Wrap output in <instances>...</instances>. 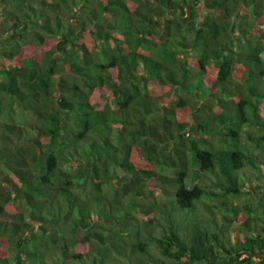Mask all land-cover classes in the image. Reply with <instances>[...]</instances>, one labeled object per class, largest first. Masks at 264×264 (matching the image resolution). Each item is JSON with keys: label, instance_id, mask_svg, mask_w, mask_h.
<instances>
[{"label": "trees", "instance_id": "16d2710c", "mask_svg": "<svg viewBox=\"0 0 264 264\" xmlns=\"http://www.w3.org/2000/svg\"><path fill=\"white\" fill-rule=\"evenodd\" d=\"M261 23L264 0H0V264H126L112 225L144 198L164 264H264Z\"/></svg>", "mask_w": 264, "mask_h": 264}, {"label": "rangeland", "instance_id": "374dc122", "mask_svg": "<svg viewBox=\"0 0 264 264\" xmlns=\"http://www.w3.org/2000/svg\"><path fill=\"white\" fill-rule=\"evenodd\" d=\"M260 26H264V24L261 23ZM4 104H5V102H4ZM6 112H9V111H6ZM6 117L8 119H12V120H22L24 116H21V115L19 116L17 113H14L13 115L12 114L9 115L8 113H6ZM33 130L34 129H30L31 132ZM205 146L206 147L208 146L210 148L211 143L206 141V145ZM187 166H188L189 178H190L193 175L194 168L191 167L190 164H187ZM259 168L260 169H263V166H260ZM171 170L172 169L169 168V167L164 168V171L166 173H168V174H170ZM208 170H210V169H207L205 171H208ZM238 170L239 171H243V172H247V171L243 170L241 167L238 168L236 170V172H238ZM260 171L264 172V170H260ZM259 173L260 172H259V169L258 168H255V169H252L251 170L252 185H254V186L256 184H258L256 177H257V175ZM206 183H209V182L206 181ZM186 184L189 185L188 177L186 178ZM212 188L213 187H207V188H205L206 191L204 190L203 196L200 197V199H202V200L205 199L208 203H206V205L204 204L203 206H201V209H199L201 211V213H207L210 216H213V211H214L213 203H211L212 200L210 199L211 198V196H210L211 195V192L210 191L212 190ZM156 195H157V199L161 203H164L165 201H168L171 198V195L170 196L169 195L164 196V194H162L161 191L157 192ZM131 196L132 195L130 194L128 196V198L131 197ZM135 199L137 201H140L141 200L138 197H135ZM132 200L135 201L134 199H132ZM235 200H236V197L233 198V201H235ZM146 203H147V199L144 198L141 201V204H143V207L140 209V211H136L135 205H132L131 204V207L129 209V211H130L129 214L130 215H127L128 220H126V222L129 225V227H128L129 229L126 230L128 232L125 231V232H123L121 234L119 233V230H120L119 222H121V221H119L118 223L112 225L113 229L116 230V235L118 236V238L116 237L115 240L117 242H121V241L126 242L127 245H128V248H130L129 250H127V253L128 254L127 253H126V255L122 254L119 257L120 261L121 262H124L126 264H132V263L133 264H164L163 263L164 262V257L161 256V254H160V252H161L160 247L157 246V243H156L155 238H153V237H151V235H149V230L147 229V227L144 226L141 229V232H140V235H139L140 238H137L136 234L134 235L133 232L130 231L132 229V227L139 226V225H143L144 224L143 221H145V218H147L146 217V213H145V211H146ZM219 205L221 206L220 209H227L226 208L227 207L226 204L220 203ZM256 211H257V212H255L257 214L256 216L257 217L260 216V218L264 220V203L263 202L260 203L259 201H257ZM134 212L137 213L136 214V217L134 215ZM137 217H139V218H137ZM196 221H198L199 224H200V226H201L202 223L198 219ZM113 222H114V220H113ZM219 222H222V220L219 219ZM248 222H250V220H248ZM254 223H255V220L253 219L251 221V225L254 224ZM236 224H237V222L235 221L234 223H232L228 227V232H229V235L232 238V240L237 235L240 234V231H238L236 229ZM202 225H204V224H202ZM55 227H56V229H58L59 228V225L56 224ZM60 228H61V226H60ZM212 228L215 229V225L214 224H212ZM122 229H124V226L122 227ZM53 231H54V228L52 227V232ZM137 239H142V240H137ZM137 241H144L146 244H148V247H146L144 250H138V249H136L135 247H136V242ZM44 242H45L44 243L45 246L42 249V255H41V262H43V263L46 261V256H49L50 257V255L59 253L58 252V247L55 244H53L54 242H46V240ZM131 245H132V247H131ZM84 251H87V248H85ZM24 258H25V256H24ZM25 259H26V261H28L27 260V257ZM85 260L87 261V258L86 257H85ZM75 262L77 264H81L83 262V259L77 258L75 260ZM75 262L73 264H75ZM51 263L54 264L53 260H51ZM84 264H86V263H84ZM192 264H199V263L198 262H195V263H192Z\"/></svg>", "mask_w": 264, "mask_h": 264}]
</instances>
